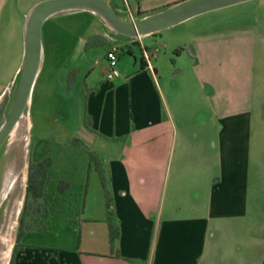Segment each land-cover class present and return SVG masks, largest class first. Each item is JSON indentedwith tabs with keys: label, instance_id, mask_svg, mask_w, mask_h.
Wrapping results in <instances>:
<instances>
[{
	"label": "crops",
	"instance_id": "crops-1",
	"mask_svg": "<svg viewBox=\"0 0 264 264\" xmlns=\"http://www.w3.org/2000/svg\"><path fill=\"white\" fill-rule=\"evenodd\" d=\"M37 1L0 0V104L5 108L17 85L26 18ZM127 2L136 17L157 9L151 0ZM201 13L176 23L169 33L138 37L116 32L89 9L59 10L43 21L29 102L43 74L45 95L54 97L56 110L60 98H74L77 115L65 137L97 143L119 235L111 249L103 186L95 167L89 168L90 146L57 145L47 167L52 186L44 192L53 198L58 180L69 181L57 198L66 218L59 226L52 214L45 219L46 231L54 228L59 237L61 227L78 234L48 246L20 241L14 264H213L219 227L242 232L263 248L264 82L234 84L225 61L215 58L212 23ZM75 15L81 17L79 32H67L64 21L75 22ZM93 35L102 42L84 48ZM70 39L73 46L64 56L61 48ZM185 44L193 47L196 61L185 49L173 52ZM100 46L105 50L101 47L99 60ZM145 47L156 48L151 66L142 54ZM112 48L118 74L108 78L106 52ZM28 118L31 133L35 124ZM242 261L249 264L247 253Z\"/></svg>",
	"mask_w": 264,
	"mask_h": 264
},
{
	"label": "rangeland",
	"instance_id": "rangeland-1",
	"mask_svg": "<svg viewBox=\"0 0 264 264\" xmlns=\"http://www.w3.org/2000/svg\"><path fill=\"white\" fill-rule=\"evenodd\" d=\"M151 2V4H154L153 7L158 10L166 6L170 0H151ZM112 4L114 7H120L124 4V1L113 0ZM78 15H75L77 18L75 22L71 21V24L64 21L63 26L67 32H79L77 29L79 24L76 22L81 17H78ZM199 15L206 19L207 22L212 23L209 26L213 28V52H215L214 55L216 54L215 58H219L220 62L225 61L228 68L226 72L233 75L234 84L238 85L242 82L244 84L246 82L252 84L263 83L264 0H244L207 10ZM178 24L158 31L169 33ZM202 28L204 27L202 26ZM188 33H176V35L184 37ZM67 43L61 48L64 56L72 48L74 40L70 39ZM102 46L96 48V58L99 60L104 55L102 52L104 47ZM161 57L165 56L162 54ZM164 59L167 60V58ZM161 63L167 62L162 59ZM43 75L38 79L34 96L31 97L30 102L27 104L21 120L0 145V264H9L11 261L18 218L25 201L29 162L31 159L40 160L47 155L52 160V149H56L57 145L70 144L69 140L72 137L66 139V129L74 125L77 115V104L74 103V98L68 101H63V98H60L56 110L54 97L45 95L49 87L48 81ZM10 105L11 103L5 108L3 103L0 104V125L5 119ZM28 115H30L35 124L31 133ZM84 142L86 146L79 147L85 148L88 145L90 150L97 152V143L92 145V143ZM43 153L44 156H42ZM51 186L52 184L47 181L44 185V190L46 189L50 192ZM55 186L57 192L56 195H53V198L47 197L45 192L44 196L48 201L47 219L51 218L53 214L54 221L60 226L61 221L66 217L60 214L61 209L57 205V198L60 193L66 191L69 187L59 191L58 182ZM63 207L65 208V206ZM225 228L219 227L216 231V236L213 238L215 242V246H213V264H233L234 262V264H245L242 263V257L246 253L249 257V264H263L264 237L261 240L263 243V248H261V246L258 247L256 244H252L251 238L247 239L242 232H228ZM47 229L42 230L45 232L38 234L37 232L26 231L22 234L20 241L48 246L51 243L55 244V242L65 236L71 235L72 239H75L78 234V231L71 233L60 227L61 233L57 237L54 228L50 231H46Z\"/></svg>",
	"mask_w": 264,
	"mask_h": 264
},
{
	"label": "water",
	"instance_id": "water-1",
	"mask_svg": "<svg viewBox=\"0 0 264 264\" xmlns=\"http://www.w3.org/2000/svg\"><path fill=\"white\" fill-rule=\"evenodd\" d=\"M244 0H177L137 17H121L108 0H39L29 10L25 24L23 59L8 113L0 125V145L21 120L29 102L42 54V24L52 13L66 9H89L98 13L116 32L132 37L152 33L195 14Z\"/></svg>",
	"mask_w": 264,
	"mask_h": 264
},
{
	"label": "trees",
	"instance_id": "trees-1",
	"mask_svg": "<svg viewBox=\"0 0 264 264\" xmlns=\"http://www.w3.org/2000/svg\"><path fill=\"white\" fill-rule=\"evenodd\" d=\"M138 13H141L137 9ZM99 38V41H98ZM103 38L98 35H93L89 37L84 44V48H89L90 46L102 42ZM185 49L188 54L196 61V53L190 44H185L182 46H177L173 48L175 54L179 53L181 50ZM76 69H71L67 74V85L71 86L73 78L75 76ZM88 124V118L86 119ZM71 145L75 146H86L85 142L77 136H72L69 140ZM50 156L47 155L40 160L30 161L28 164L27 181H26V192L25 201L18 218L17 231L15 236V244L9 264L14 262V251L20 242L22 234L28 230L37 229L45 230L47 225L45 219L48 217L47 204L48 201L44 196V185L48 181L47 167L50 164ZM94 166L99 173L101 184L104 190L105 205H106V221L108 226V237L111 249L113 248L114 241L119 235V225L116 221L115 212L112 209V197L108 188V180L105 174V169L102 165L101 158L96 151L89 149V168ZM88 178V177H87ZM86 185V182H85ZM70 186L68 180L59 179L58 190L63 191Z\"/></svg>",
	"mask_w": 264,
	"mask_h": 264
},
{
	"label": "built area",
	"instance_id": "built-area-1",
	"mask_svg": "<svg viewBox=\"0 0 264 264\" xmlns=\"http://www.w3.org/2000/svg\"><path fill=\"white\" fill-rule=\"evenodd\" d=\"M124 4L120 7L115 8L116 12L125 19H130L134 21L137 17L135 11L130 7L127 0H123ZM156 48L145 47L142 50L143 57L145 58L147 64L151 66L150 60L155 55ZM107 57V68H106V77L112 78L118 74V69L116 67L118 61V54L114 48L109 49L106 52Z\"/></svg>",
	"mask_w": 264,
	"mask_h": 264
}]
</instances>
